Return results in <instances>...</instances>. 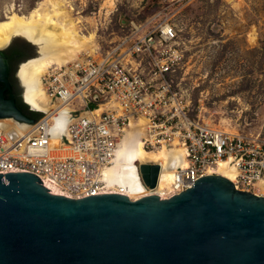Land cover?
<instances>
[{
    "label": "built area",
    "instance_id": "obj_1",
    "mask_svg": "<svg viewBox=\"0 0 264 264\" xmlns=\"http://www.w3.org/2000/svg\"><path fill=\"white\" fill-rule=\"evenodd\" d=\"M184 59L176 25L159 19L115 48L51 67L41 78L49 108L31 122L0 118V172L31 171L73 198L104 191L130 196L127 186L113 184L108 168L133 129L146 149H181L187 160L174 170L170 188L162 191L166 194L159 191L162 163L148 162L157 167L155 183L148 184L137 161L139 197H171L192 187L199 176L221 174L224 163L238 189L264 196V140L191 111L175 86Z\"/></svg>",
    "mask_w": 264,
    "mask_h": 264
},
{
    "label": "water",
    "instance_id": "obj_2",
    "mask_svg": "<svg viewBox=\"0 0 264 264\" xmlns=\"http://www.w3.org/2000/svg\"><path fill=\"white\" fill-rule=\"evenodd\" d=\"M17 37L0 47V118L31 122L4 95L3 49ZM144 166L145 182L154 184L157 167L149 165L148 177ZM0 264H264V196L209 174L171 197L73 198L31 171L7 170L0 172Z\"/></svg>",
    "mask_w": 264,
    "mask_h": 264
},
{
    "label": "rangeland",
    "instance_id": "obj_3",
    "mask_svg": "<svg viewBox=\"0 0 264 264\" xmlns=\"http://www.w3.org/2000/svg\"><path fill=\"white\" fill-rule=\"evenodd\" d=\"M40 1L0 0V19L12 8L29 14ZM70 1L83 31L97 32L100 52L159 19L174 23L185 51L175 86L191 111L264 140V0ZM39 50L45 55L44 44Z\"/></svg>",
    "mask_w": 264,
    "mask_h": 264
},
{
    "label": "bare ground",
    "instance_id": "obj_4",
    "mask_svg": "<svg viewBox=\"0 0 264 264\" xmlns=\"http://www.w3.org/2000/svg\"><path fill=\"white\" fill-rule=\"evenodd\" d=\"M74 11L75 4L70 0H41L29 14L17 13L12 8L5 19H0V47L15 36L33 41L37 49L39 44H44L45 55L39 54L38 58L24 63L20 69V76L26 87V96L42 110L48 109L50 105V98L42 86V75L51 67L66 65L76 58L93 54L98 50L97 32L94 30L85 33L82 19L75 16ZM69 110L70 107L65 111L68 113ZM144 122L143 118L140 119V124ZM137 130H141V126ZM133 132V129L129 130L113 164L108 168V173L114 180L113 184L127 187L130 185V188L128 187L130 196L139 197L142 195L143 187L136 175L137 161L160 162L163 167L159 191H167L174 170L179 165H187L183 151L166 147L146 149L140 133L135 135ZM218 172L229 179H234V172L229 169L227 163L220 165Z\"/></svg>",
    "mask_w": 264,
    "mask_h": 264
},
{
    "label": "flooded vegetation",
    "instance_id": "obj_5",
    "mask_svg": "<svg viewBox=\"0 0 264 264\" xmlns=\"http://www.w3.org/2000/svg\"><path fill=\"white\" fill-rule=\"evenodd\" d=\"M3 53L8 63L10 84V88L4 91V95L7 99H14L20 111L28 118L34 119L38 113L42 112V108L35 105L26 96V87L21 79L20 69L24 63L38 58L39 49L33 41L19 36L3 49ZM3 86L4 83L0 81V88Z\"/></svg>",
    "mask_w": 264,
    "mask_h": 264
},
{
    "label": "trees",
    "instance_id": "obj_6",
    "mask_svg": "<svg viewBox=\"0 0 264 264\" xmlns=\"http://www.w3.org/2000/svg\"><path fill=\"white\" fill-rule=\"evenodd\" d=\"M41 115V113H38L36 116H35V118H37V117H39ZM143 171H144V173L146 174V175H148V177H149V175H151L153 172V168L152 167H149V165H146V166H144L143 167Z\"/></svg>",
    "mask_w": 264,
    "mask_h": 264
}]
</instances>
